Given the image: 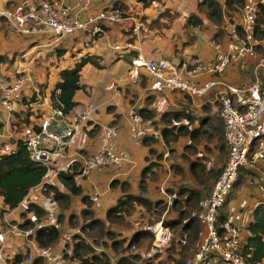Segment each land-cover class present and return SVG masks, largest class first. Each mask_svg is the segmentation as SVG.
I'll list each match as a JSON object with an SVG mask.
<instances>
[{
    "label": "crops",
    "instance_id": "0c3cea01",
    "mask_svg": "<svg viewBox=\"0 0 264 264\" xmlns=\"http://www.w3.org/2000/svg\"><path fill=\"white\" fill-rule=\"evenodd\" d=\"M69 1L74 3V0ZM216 1L220 3L223 9L225 23L226 19L228 18L225 14L226 0ZM200 2L201 0H93L90 11L83 15L84 19H87L92 15L98 14V12L100 13V11L104 9L107 10L108 8L114 7L116 5L125 8L123 10L129 12V15L138 13L140 9H142L143 15L141 18V30L139 37L133 34V23L130 20H127L118 26L111 25L108 27V33L106 36L92 42L89 48L85 47V42L89 41L88 38L84 33L80 32L74 36H69L73 39L70 40V42H64L61 40V38H57L50 41L48 44L36 45L30 52L23 54V56H27L30 53H39L42 50L39 56L35 58L34 62L31 63L33 68L29 67L28 64L24 66L19 65L14 73H7L5 75V83L16 79L18 74L28 73L34 77L36 88L35 91L29 92V94L23 98L22 104L20 105L17 112L10 114L3 107L7 112V116L6 120H0V148L9 143L14 149H18V142L24 140L26 135L39 131L41 125L46 120H50V129L59 130L63 126L71 124L75 120L79 110L82 107L87 106L90 103H94L98 109L93 116V122L82 128L81 132L83 130L85 132L83 131L82 134L81 132L79 133L77 140L80 139L81 143L78 146H76L75 143L70 149L65 150L63 155L56 157L52 162L45 166L47 168V175L40 186L30 191L29 199H26L16 209L6 211L7 208L4 204V200L2 197L0 198V234L4 231L5 221L7 219L20 225L24 224L28 219L34 220L36 217L35 214L29 212V208L28 211H25V209L27 206H31L32 203L43 207V202L47 198L46 196L53 194L50 187L58 189L60 193L65 194L70 198L68 205L62 207V209L59 208L58 210V215L60 213V220L64 225V230H74L68 228L67 225H69V220H71L73 217H76L75 213L68 215L73 202L76 200H79L84 205V208H82V212L84 214L83 217L81 219L76 217L80 224H84L85 222V225L89 227L93 224H96L97 222H102L95 219L94 216L92 219H85V216L89 215L88 213L94 211L95 206L92 204V206L88 208L89 205L86 201H84V198H90L92 195V199L94 197L93 193L96 192V189L102 190L97 191L96 195L98 196L99 192L100 196L104 197L108 192V188L93 184L90 189L84 191L82 188V183L85 180L84 179L79 185L77 184L82 188V194L79 196H71L68 190L61 185L58 179L59 174H64L69 171L70 165L73 162L79 161L80 163H83L85 158L98 151V130L100 126H117L120 130L119 146L121 149L127 151L131 157V163L127 164L122 169H117L114 167L105 168L116 169L119 172L112 176L108 187L111 188V184L114 182L113 177L120 176L116 178H121V184L124 186H129L128 193L122 194L121 197L130 194L139 196L140 193H142L143 197L153 202L165 199L162 198L163 196L161 197V194H158L159 189H161L165 183H167V180H164L162 183V173H157L156 176L145 179V191H143V188L140 185L142 172L148 166V164H150L151 161L157 160V155L164 154L163 157H165L166 153H169L171 150L170 148L166 149V145L161 140L160 131L166 126L173 128L175 126L188 124L187 120L183 117V112L188 110L185 108L189 99L191 102L189 109L195 118V123L193 125H189V127L192 129L198 128L202 125L201 122H204L202 128L214 129L215 132L211 130L209 131L210 133L215 134V138L218 137L219 129H222V121L211 114V107L212 102L217 99V92L219 89L211 92L204 99L198 98L194 100L189 97L187 98L186 95L179 92H164L162 94L151 92L149 88L151 87L153 79L145 69L138 70L139 81L137 84H132L130 80V70L134 59L131 64V57L129 54L131 52L136 54L141 52L148 60H160L166 58L169 60H178L182 64L190 62L193 57L196 56L201 57L205 61L213 60V57H208L207 53L197 52L200 40L208 38L211 49L213 47L211 46L210 42L212 40L215 42L218 41L215 39V36L218 33L217 26L213 24L205 14L198 12V5ZM10 3L11 2H8L7 5L9 6ZM192 15L199 16L203 25L197 27L189 26L188 20ZM143 19L145 20L144 22ZM1 22L5 24L6 21L1 19ZM9 34L15 36L10 28ZM79 35L80 37H78ZM18 38L24 37L19 36ZM79 38L84 39L83 45L86 48L84 51L83 47H80V53L73 49V46L76 45V42ZM127 43L128 45L131 44L132 47H128V45H126ZM116 44H120L124 48L126 47V49H124L122 52H117L114 50V46ZM260 46L264 48V41L261 42ZM59 52H62L63 55L59 56ZM85 55L102 58L103 68L97 69L92 65H87L82 70L81 86L84 88V90L79 92L76 96V101L78 102L77 108L68 116L64 115L62 118L58 117L57 121L52 120L54 118V110L56 109L53 105L54 100L52 98V93L55 90L56 84L60 82L61 72L66 69L74 68L79 59ZM119 56H121V59L117 60L116 58ZM128 63H130L131 66ZM254 63L257 64V60H255ZM224 75L226 82L234 85L238 82L237 84L240 85L239 81L237 80L239 74L237 71H235L234 66H229L226 69V73H224ZM253 76L255 79V72ZM261 76L263 78L262 80L264 81V74ZM212 78L213 77L211 76H202L198 79H200L201 82H206ZM1 83L5 84L3 82ZM58 93L59 92L57 91L56 95ZM34 95L37 98L36 101H32ZM38 96L40 98H38ZM134 108H136L137 112L146 111L147 114H153L152 120H147V126L152 128L153 125H151V123L157 122L156 128L159 130L154 132V134L160 137V142L155 143L152 146H149L147 143L136 144L132 142L129 118L130 113ZM12 115H14V118ZM94 128H96V132L92 133L91 131ZM174 132L175 134L177 133L176 130H174ZM170 138H173V140H170L169 143L171 148H176V145L181 141L186 142L185 145L187 146L192 143L195 148L201 143H204V146L205 144H208L212 149H214L218 143L217 138L212 140V137H209L208 135H205L203 137L204 140L199 143L190 140V137L188 136H180L178 142H176V137L170 136ZM150 140L151 139L148 141ZM151 149H153L157 155L151 154ZM195 150L189 148V146L186 148V151L195 152ZM203 153L207 155L209 152L207 151ZM215 153L218 154L219 152L216 150L214 154ZM188 156L192 157L191 155ZM170 161L171 160H167L165 162L162 161L161 164L163 165V168L161 169L165 171L168 180L172 179L171 185L176 190H171V188H169L171 192H178L182 188L193 190L195 180L193 179V181H190L191 176L188 173L190 179L184 181L185 183L183 182V184L177 182L180 179V174L171 171ZM161 169H159V171H161ZM263 173L264 166L261 165L257 175H260L261 177ZM116 178L114 179L119 181ZM166 192L169 195L171 194L167 190ZM210 193L211 191H209L208 194ZM258 193L253 198L249 199L250 205L253 206L254 202L258 198ZM251 194L252 192L249 193V195ZM36 200H39V202ZM70 203L71 205L69 206ZM168 204L170 203L168 202ZM235 204L236 202H230L228 205L229 212H231V219L235 221V216H237L238 220L240 221V226L242 223H245L246 225V222L252 213L249 212L239 215V210H236ZM138 208L141 209L140 207ZM241 217H243V220ZM164 218L165 215L163 219ZM172 218H175V216L168 215L167 220H172ZM185 222H187V220ZM90 223L91 225H89ZM105 224L107 225V228L110 229V225L107 222ZM158 224L163 226L160 229H167V227H165L162 222H158ZM244 227L241 230L243 237L242 239L246 238V230ZM80 231L81 235H83L84 232L82 230ZM54 245L56 246L57 242ZM28 250L29 252L31 251L30 244L27 240L9 236L6 237V252L8 254L12 256H15L20 252L26 254L28 253Z\"/></svg>",
    "mask_w": 264,
    "mask_h": 264
},
{
    "label": "built area",
    "instance_id": "2783aa9c",
    "mask_svg": "<svg viewBox=\"0 0 264 264\" xmlns=\"http://www.w3.org/2000/svg\"><path fill=\"white\" fill-rule=\"evenodd\" d=\"M92 2L93 0H74V3L69 0H18L12 8L0 10V19L8 23L10 30L17 37L55 35L62 38L82 32L89 40L85 42L86 48H89L92 42L105 37L108 27L120 25L127 20L133 23L132 32L139 37L142 9L129 15V12L122 8L111 7L84 19L83 15L90 11ZM263 4L264 1L246 0L239 12L238 22L232 23L226 19L225 41L210 42L215 50V57L211 61H205L198 56L184 64L166 58L148 60L140 52L130 70V80L132 84H137L138 70L145 69L153 79L149 90L158 94L179 92L194 100L204 99L219 89L217 99L212 102L211 114L219 117L224 124L229 156L211 193L204 199L202 210L198 213V219L205 228L202 243L186 264H250L241 253L240 235L245 223L230 228L229 234L222 237L218 233L217 217L238 182L240 169L250 167L259 173L261 165L264 166V81L259 74V67H264V64L259 65L255 71V79L250 85L227 84L222 76L230 65L239 64L254 56L255 49L261 44L255 38V31L260 5ZM128 47H132L131 44ZM124 49L126 47L120 44L114 46L117 52ZM202 76L213 78L201 82L198 78ZM35 88L34 77L28 73L18 74L16 79L5 84L0 81L2 106L10 114L17 112L23 98L29 92L35 91ZM97 109L94 103L82 107L75 120L59 130L50 129V120L44 121L40 131L26 135L23 140L30 159L45 167L56 157L63 155L65 150L76 143L82 128L93 122ZM63 116L62 110L56 108L52 120L57 121L58 117ZM129 120L132 142L142 143L148 130L136 108L130 113ZM119 139L120 130L117 126L99 127V149L83 161L80 174L75 178L78 185L98 169H122L131 163L130 154L120 148ZM16 150L7 143L0 148V155H11ZM259 182L262 191L258 193L253 210L264 205V173ZM43 208L46 216L33 227L20 225L9 219L5 221L4 231L0 234V264H13L14 256L6 252L7 236L27 240L30 244L31 251L26 253L23 264H34L37 259H42L45 264H73L70 258L73 256V243L79 231L62 229L58 218L59 206L55 199H45ZM25 211H28V206ZM53 228L62 230L57 245L40 247L35 240L36 234L41 230Z\"/></svg>",
    "mask_w": 264,
    "mask_h": 264
},
{
    "label": "trees",
    "instance_id": "16d2710c",
    "mask_svg": "<svg viewBox=\"0 0 264 264\" xmlns=\"http://www.w3.org/2000/svg\"><path fill=\"white\" fill-rule=\"evenodd\" d=\"M258 1L261 2L264 0ZM245 2L246 0H226L225 14L232 23L238 22L240 17L239 12L241 8H243ZM114 7L119 6L116 5ZM119 8L125 9L123 7ZM260 10L262 12V17L260 18L256 28L255 38L260 42H263L264 26L261 25H264V4L260 5ZM198 12L205 14L207 18L217 26L218 33L215 36V39L218 40L217 42L225 41L226 33L224 30V12L220 3L216 0H201L198 5ZM144 21L145 20L143 19V22ZM188 25L197 27L203 25V23L199 16L192 15L188 20ZM256 49L258 51H262V54L264 55V48L262 46L259 45ZM62 55L63 53L59 52V56ZM129 56L131 57L130 63L132 64L133 59L135 60L139 54L131 52ZM116 59L120 60L121 56L117 57ZM130 63L128 64L130 65ZM87 65H92L97 69H102V58L91 55L82 56L74 68L66 69L61 72L60 82L56 84L55 90L52 93V98L54 100V107L61 109L65 116L70 115L78 106L76 96L79 92L84 90V88L81 86V73ZM57 91L59 93L56 95ZM186 97L188 98V96ZM34 100H37L35 95L32 98V101ZM190 103L191 102L188 99V103L185 108L188 110L183 112V117L187 120L188 124L175 126L173 128H169L167 126L163 127L160 131L161 140L166 145V147H169L170 136L176 137V142H178L180 136H188L190 137V140L199 143L204 140L203 137L205 135H208L209 137H212V140L217 138L218 143L214 149L210 148L208 144H205V148L210 154H213L217 150L219 153L216 155V158L218 156L222 158L213 164L212 161H210V159L206 156L192 160L187 154H182L189 165L188 173L191 176L190 181H193V179L195 180L193 190L182 188L178 192L174 193L173 191L171 192L170 189H167V191L171 193V196L174 195L171 202H169L167 199H161L159 201L153 202L141 195L134 196L130 194L122 196L119 205L110 209L107 214V223L111 228L114 227L112 225L118 227L122 223L130 226V223L127 222V220L131 219L132 216L143 217L146 214L150 218L148 220L149 225L162 222L165 227L171 228L174 233L171 238L170 247L165 250V252L168 253V258L162 261L161 264H186L188 261L187 259L192 256L191 254L187 255L188 250L191 248V250L196 248V251L198 246L201 245L205 228L198 219V213H200L202 210L203 201L209 195V191H211L212 186H214L216 182L215 180H217L219 177L220 172L226 165V161H228L227 159L229 156V150L227 149L226 143L224 142L225 128L223 122L222 129H219V134L216 138L215 134L210 133L209 131L211 130L215 132L214 129L202 128L204 122H201L202 125L198 128H190L189 125H193L195 123V118L193 115H191V111L189 109ZM138 113L143 118L144 126L148 130V134L143 138L142 143H147L149 146H152L155 143L160 142V137L154 134V132L159 130L156 128L157 122H150L153 125L152 128L147 126V120H152L153 114H147L146 111H138ZM219 120L222 121L220 118ZM174 130L177 131L176 134ZM91 132H96V128H94ZM149 139L151 140L148 141ZM188 146L191 149H196L192 143ZM151 150V154H156L153 149ZM175 150H177V148H171L170 151L173 152ZM163 156L164 154L157 155V160L151 161V163L148 164V166L143 170L140 184L143 188V191H145V179L156 176L159 169L163 168V165L161 164L163 161ZM82 167L83 164L79 161H76L70 165L69 171L67 173L59 174L62 179L63 186L68 190L71 196H79L82 194V188L77 185L75 180V177L80 174ZM176 169H178L177 172L180 174L181 170L175 167V170ZM256 172L257 171L251 169L250 167H242L239 171L238 182L234 185L231 195L235 197L234 191L238 190L241 192L243 189H248L249 193L262 191V185L259 182L260 175H257L258 172ZM46 175L47 168L40 164L34 163L30 159L28 149L24 145L23 140L18 142V149L14 154L4 156L0 155V197H2L4 200V204L7 208L6 211L16 209L26 199H29L30 191L40 186L43 183ZM252 184L255 185L250 187ZM118 185H120L119 181L114 180V182L111 184V187L116 188ZM120 186L122 187L124 194L128 193L129 186H124L122 184ZM256 186H258V189H256ZM50 188L55 189L54 187ZM54 192V197L57 201L70 199L67 195L60 193L58 189H55ZM230 196L228 197L223 208L219 211L217 217V229L218 233L222 237H226L229 234L230 228L232 229L235 228L236 225H240L238 218H236L235 221L231 219V212H229L228 208L229 203L232 202ZM92 199L89 197L84 198V201L88 203L89 207H91L93 204ZM126 199H128L129 202ZM168 202L170 204H168ZM127 204H129L130 207L129 209L124 210L123 207H125ZM28 208L29 212L34 213L36 217L34 220L28 219L24 224H22L24 226L33 227L37 223L41 222L46 216L45 209L38 204L32 203ZM225 208H227V210H225ZM249 212L252 213V215L249 217L244 227L246 230V238L242 239L243 237H240L241 253L250 264H264V205H260L253 210V206L250 205L248 200L246 202V208H243L241 213L246 214ZM164 215L165 218L163 219ZM168 215L175 216V218H172V220H167ZM58 218L59 220L61 219L60 213ZM241 219L243 220V217H241ZM184 220H187V222ZM100 223L102 224L104 230V232H102L103 236L111 237L112 235H115L113 230H105L107 229V225L104 222H97L96 224ZM171 223L173 226H169ZM84 226L85 222L83 224V228ZM159 228H161V226ZM159 230L160 229H158V231ZM61 233L62 230L55 228L41 230L36 234L35 240L40 247L53 246L59 240ZM152 234L153 233L150 230L140 229L133 234L131 239L127 240L128 245L126 247L124 246L122 240L114 242L113 244L115 249L113 252L117 257L115 263H113V259H111L108 253H105V251L97 253V250L93 246L87 244L86 240L81 237V234H78L75 237L76 239L73 243L74 250L70 261L77 264H136V261L141 258V256L139 257V254H132V252L129 251H133L135 244L138 243V240L141 237L152 238ZM117 237L120 238L122 235L117 234ZM191 242H193L194 245L191 246ZM117 243L122 244L121 250L117 249ZM102 246L108 247V242H102ZM171 252H173L176 256L173 257L170 255ZM159 255L160 252L156 254L158 257ZM26 257L27 255L23 254L22 252L16 254L13 259V264H21L24 260H26ZM43 263L44 261L42 259H37L34 264Z\"/></svg>",
    "mask_w": 264,
    "mask_h": 264
},
{
    "label": "rangeland",
    "instance_id": "374dc122",
    "mask_svg": "<svg viewBox=\"0 0 264 264\" xmlns=\"http://www.w3.org/2000/svg\"><path fill=\"white\" fill-rule=\"evenodd\" d=\"M16 1L17 0H0V10H7V9L12 8ZM8 2H11L9 6L7 5ZM261 17H262V12L260 10L258 22L260 21ZM5 24H3L1 22V19H0V80L3 83H5V81H6L5 75L7 73H14L19 65L24 66V65L28 64L29 67L33 68L31 63L34 62L35 58L39 56V54L41 53L42 50L39 53H34V54L30 53L27 56H23V54L30 52L33 49V47H35L36 45H39V44L45 45V44H48L50 41L59 38L55 35L31 36L28 38H25V37L24 38H18V37H15V36H12L9 34V27H8L6 22H5ZM115 26H118V25H115ZM78 37H80V35ZM61 40H63L64 42H70V40H73V39L70 37H62ZM83 42H84V39L79 38L76 42V45L73 46V49L75 51H78V53H80L81 51H79V48L83 47V50L85 51L86 48L84 47ZM73 43H74V41H73ZM197 52H202V53L205 52V53H207L208 57H213V59L215 57V50L213 48L211 49V47L209 45L208 38H204V39L199 41ZM255 60H257V62H258L257 64L254 63ZM261 64H264V55L262 54V51H258L257 49H255L254 56L247 58L246 60H244L243 62H241L239 64H232L230 66L235 67V71H237L239 74L237 80L239 81L240 86H242V85H250L254 81L253 74H254L255 70L257 69V67ZM235 65H237V66H235ZM225 73H226V71H225ZM259 74H260V77L262 78L261 75L264 74V68L260 67ZM224 77H225V75L223 74V76H222L223 81L227 84H231V83L226 82ZM237 83H235L236 86L238 85ZM231 85H233V84H231ZM0 113H1L0 120L1 121H3V119L6 120L7 112L5 111V109L2 106L1 99H0ZM191 115H193V113H191ZM12 116L14 118V115H12ZM82 132H81V134H82ZM169 139L173 140V138H169ZM80 143H81L80 139L77 140L76 146H78ZM185 143L186 142L181 141L180 143H178L176 145L177 150H175L173 152L170 151L169 153L167 152L166 155H168V156L163 157V162H165L167 160H171L170 161L171 162L170 168H171L172 172H174V173L177 172L178 169H176V171H175V167H177L181 170V173L179 175L180 179L178 177L179 180L177 181L181 184H183L184 181H187V179H190L189 174H188V166L189 165H188L187 160L183 157L184 155L182 156V154L191 155L192 157H190V156L189 157L192 160L206 156L207 158L210 159V161H212L213 164H215V162H217L219 159L222 158V157L218 156L217 157L218 159H217L216 158L217 153H215V154L213 153L210 155H209V153H207V155H205L203 152H207V149H205V146L203 145L204 143L197 145L195 152L186 151L187 145H185ZM189 143H190V140H189ZM226 146H227V144H226ZM167 148L171 149V145L169 144V147H166V149ZM158 152H159V150H158ZM161 171H163V172H161ZM161 171H159L158 173H162V176H163L162 183L164 180H167V183H165V185L161 189H159L158 194H161V197L163 196L162 198H165L168 201H171L174 195H172V196L169 195L166 192V190L169 188H171V190H176V189L171 185L172 179L168 180L166 177L165 171L163 169H161ZM116 173H119L116 169H98V170L92 172V174L87 179H85L83 181L82 188L84 191H87L88 189H90L93 184L94 185L96 184L100 187L108 188V192L106 193V196H104V197H101L99 192H98V196H97L96 192L102 191V190H97L95 188L96 192L93 191L94 192L93 193L94 200L92 199L93 205L95 206L94 211H92V214L88 213L89 215L85 216L86 220L92 219L94 216L95 219L106 223L108 211L111 208L119 205L120 200L122 198L121 195L124 194L122 187L120 185H118L116 188L108 187L110 179ZM116 177H120V176H116ZM116 177H113V180H115L114 178H116ZM183 178H185V179H183ZM58 179H59L61 185L63 186L62 179L60 176H58ZM116 179H118L120 181V184H121V178H116ZM254 185L255 184H252V185H250V187H252ZM256 189H258V186H256ZM51 191L53 194L47 195L46 197L49 199L50 198L55 199V197H54L55 189H51ZM248 193H249L248 189H246V190L243 189V191H241V192L236 190V191H234L235 197H233L232 195L230 196L231 201L236 202L235 208L237 211L239 210L238 211L239 215H243L241 212L243 211V208H246V202L249 199L253 198L258 192L252 193L251 195H249ZM140 195L142 196V193H140ZM91 197H92V195H91ZM234 199H236V200H234ZM126 200L128 201V199H126ZM36 201L39 202V200H36ZM68 203H69V199H67V200L63 199V201L58 200V206L60 209H62V207L67 206ZM70 205H71V203L69 204V206ZM129 207H130L129 204H127L123 208H124V210H127V209H129ZM82 208H84L83 203H81L79 200L78 201L76 200L73 202V204H72V206L68 212V215H70L71 213L72 214L75 213L76 217L78 219H81L84 215L82 212ZM88 208H89V206H88ZM225 210H227V208H225ZM76 217H73L71 220H69V225H67L68 228L74 229L75 231L82 230L84 233L81 237L86 240L87 244H89V245L93 246L95 249H97V251H96L97 253H100L102 251H105V253H108L109 256L111 257V259H113V263H115L116 262L115 260L117 259V257L115 256V253L113 252L115 249L113 243L118 242L119 240H122L124 246L126 247L128 245L127 240L131 239L133 234L140 229L141 230H143V229L151 230L153 233L152 234L153 237L152 238L141 237L138 240V243L135 244L133 251H129V252H132V254H139V257L141 256V258H139L136 261V264H161L162 261H164L168 258V253H166L165 250H167L170 247L171 238H172V235L174 232L170 228H169V230H168V228L165 229L163 233L161 232V230L158 231V227L161 226V225L159 226L160 223L149 225L148 220L150 218L147 216V214L143 217L132 216L131 219L127 220V222L130 223V226L123 224V223L121 225H119L118 227H115V225H112L114 227L111 228L109 226L110 229H108V228L107 229L110 231L113 230L114 231L113 233L115 234V235H112L111 237L103 236L102 232H104V230H103L101 223L100 224H93V225H91V223H90L89 225H91V226L87 227L85 225L83 228V224H80ZM143 218H144V220H143ZM235 218H237V216H235ZM61 223H62V221H60V224ZM61 226L63 229V227H64L63 223L61 224ZM169 226H173V224L171 223ZM156 227H157V233H155ZM81 228H83V229H81ZM161 228H162V226H161ZM79 234H81V231ZM117 234H121L122 237H120V238L117 237ZM240 236H242V233ZM104 241L108 242V247L102 246V242H104ZM190 245L192 246V245H194V243L191 242ZM121 246H122V244L117 243V249L118 250H121ZM191 249L188 250L187 255H189V254L192 255L195 252L196 248H194L192 250V252H191ZM28 252H29V250H28ZM159 252H160V255L158 257V256H156V254H158ZM170 255H172L173 257L176 256L173 252H171ZM177 258H178V256H177ZM73 264H77V263H73Z\"/></svg>",
    "mask_w": 264,
    "mask_h": 264
},
{
    "label": "bare ground",
    "instance_id": "6f19581e",
    "mask_svg": "<svg viewBox=\"0 0 264 264\" xmlns=\"http://www.w3.org/2000/svg\"><path fill=\"white\" fill-rule=\"evenodd\" d=\"M162 227H163V226H162ZM158 229H160V228L158 227ZM160 230H161V232L163 233L165 229H160ZM155 232L157 233V228H156Z\"/></svg>",
    "mask_w": 264,
    "mask_h": 264
},
{
    "label": "water",
    "instance_id": "95a60500",
    "mask_svg": "<svg viewBox=\"0 0 264 264\" xmlns=\"http://www.w3.org/2000/svg\"><path fill=\"white\" fill-rule=\"evenodd\" d=\"M67 132H68V130L65 131V133H67Z\"/></svg>",
    "mask_w": 264,
    "mask_h": 264
}]
</instances>
